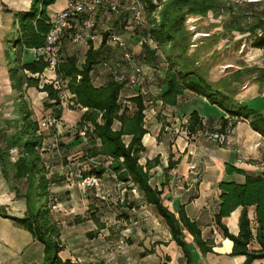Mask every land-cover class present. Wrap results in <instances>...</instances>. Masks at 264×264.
Listing matches in <instances>:
<instances>
[{
  "label": "trees",
  "instance_id": "trees-1",
  "mask_svg": "<svg viewBox=\"0 0 264 264\" xmlns=\"http://www.w3.org/2000/svg\"><path fill=\"white\" fill-rule=\"evenodd\" d=\"M29 1L27 9H3L12 15L14 23L17 24L18 35L13 40L15 62L7 67V72L19 117L14 122L13 131L7 132L0 128L1 173L7 181L11 179L24 184V192L16 183L10 189L14 191L16 198L25 200L26 209L23 216L9 215L6 212L7 206L0 204V216L10 219L16 226L28 231L33 240L42 244L41 264H73L70 259L63 260L60 256L64 249L60 240L61 225L52 214L53 199L50 190L51 185L58 179L49 175L41 150L44 133L23 96L26 88L35 87L40 92H46V104L51 102L48 107H61V89L54 88L52 83L39 86V76L48 67L46 54L36 52L31 61L20 62L18 59L24 50L39 51L45 47L46 35L51 27L47 9L55 0ZM131 1L138 3L139 0H120L124 4ZM141 2L146 5L148 24L133 33L128 45L132 50L138 47V56L147 65L155 67L159 62L165 63L161 88L155 100L162 105L175 106L187 92L202 96L209 104L216 105L228 114V118L222 117L219 120L221 132L233 127L238 120L248 119L251 128L264 138V116L234 98L238 84L243 82L241 77L245 74L256 73V82L261 85L264 83V66L239 67L211 81L212 73L209 72L208 62L210 59L211 63L215 62L213 59L232 41L235 32L247 34L251 38V46L261 49L264 54V9L261 8V2L257 0L242 7L230 0ZM101 12L99 10L96 17ZM209 12L218 19L215 23L218 28L209 40L191 51L192 33L187 28L186 19L188 16L206 17ZM100 34V42L96 47L93 37L95 34L91 32V38L85 43L87 48L83 62L78 61L76 54L62 56L64 42L71 41L66 37L59 47L54 68L56 79L71 94L73 106L85 109L76 124L78 130L86 127L83 156H105L111 161L109 170L115 175L116 181L131 182L137 186L142 192L144 203L153 208L168 228L170 239L181 249L185 264H194L193 248L205 255L213 252L214 241L203 238L201 227L196 220L188 217L183 206L175 213L163 204L161 191L149 183L148 170L158 162V158L147 160L145 165L139 163L141 152L145 150L142 139L147 133L144 125L146 106L143 94L129 97L128 101L134 104V108L130 109L120 102L119 96L124 89L121 84L112 80L111 75H107L103 84H94L91 74L97 70L96 65L105 59L103 47L108 41L106 32ZM148 41L153 44L152 47ZM208 49H211L209 53L206 52ZM207 54L208 60L206 57L200 62L199 58L202 59ZM55 116H61L60 110ZM115 121L119 122L118 129L113 128ZM184 128L189 136L203 131L202 118L197 111L190 113ZM126 137L129 138L127 141ZM11 149H16L17 152L14 161L9 160ZM8 165L11 167V176ZM225 171L228 174H241L243 180L219 182L220 193L213 221L223 237L232 241L229 255L244 256L242 264H252L255 260L264 259V170L258 174L246 173L226 163ZM103 172V168L99 170L94 167L91 174L99 178ZM251 206L254 208L253 220L248 215V208ZM238 207H241L238 232L233 234L222 220ZM91 218L98 224L95 230L88 233L93 236L104 228V224L99 223L95 216ZM80 221L81 217L75 216V222ZM188 237H191L190 242L187 241ZM254 242L257 247H250Z\"/></svg>",
  "mask_w": 264,
  "mask_h": 264
},
{
  "label": "crops",
  "instance_id": "crops-1",
  "mask_svg": "<svg viewBox=\"0 0 264 264\" xmlns=\"http://www.w3.org/2000/svg\"><path fill=\"white\" fill-rule=\"evenodd\" d=\"M0 3L4 5L0 4V27H2V9H27L30 1L0 0ZM66 4L67 0H55V3L47 9L48 15L52 17L55 12L63 9ZM102 14L101 12L100 16ZM91 32L95 34L93 36L95 38L94 44L97 47L100 42L101 31L99 33L97 31ZM91 32L89 31V34ZM254 49L260 51L262 57L264 56L261 49ZM30 50L38 53V51L33 49ZM245 64L247 67L250 66L249 63ZM144 66H147L149 70L150 68L152 69V67H149L145 63ZM237 69L239 67L234 68V70ZM46 71L50 77L56 78L53 71L49 69H46ZM45 72L44 74H46ZM149 72H153V70ZM155 74L159 80L156 98L158 96L157 92L161 88L163 68L157 70ZM106 80V74L98 69L94 72L95 85L99 86ZM7 81L10 83L9 79ZM242 83L238 84V88L234 94V98L239 102L247 104L259 96L264 97V83L261 85L256 82L255 76L253 79L247 80V82L244 80ZM0 84H3V79L1 78ZM6 88L7 85L3 84L4 91H0V101L4 103V106L0 107L1 116H9L11 114L8 111L9 105L12 106L13 103L16 105V100L13 101L11 91H7ZM31 88L25 89L29 90L27 93L31 98L35 96L36 99H42L46 96L45 92H40L38 89L36 90L37 93H35L36 91L30 92ZM131 90L133 91V89H129L125 90V92H130ZM157 102L160 101L155 100V103ZM67 111L71 114L68 113L70 120H74L79 116L78 121L84 110L68 109ZM193 111H197L202 118L204 129L189 136L184 128V124ZM151 112L154 115L152 114L149 117L150 124L149 127H146L147 133L142 139L145 150L141 152L139 163L145 165L147 160L158 158V162L151 165L148 170L149 183L161 191L163 204L175 213L183 206L188 217L196 220L201 227L203 238L214 241L213 252H208L205 255L200 254L197 249L193 248L194 264H242L244 256L229 255L232 241L223 237L221 231L213 221L220 193L218 184L221 181L241 182L243 180V175L241 174L226 173V163L234 165L246 173L258 174L262 172L264 170V138L251 128L248 119L238 120L233 127L221 132L219 120L222 117L228 118V114L216 105L209 104L204 97L193 95L190 92L186 93L184 102L178 103L175 106H161L160 111L157 110V113L154 109ZM3 118L8 125L10 123L14 125L15 120L11 122L8 121L9 118ZM63 118L65 117L63 116ZM1 123L2 121H0V128H2ZM113 124L115 126V128L113 127L114 129L119 128V122L115 121ZM64 126L70 130V126L63 125L57 130L53 129L56 130V133H52L50 136L49 133L48 135L45 133L43 144V150L51 152L50 165H48L47 160L45 161V165L49 169V175L58 179V181L51 185L50 190L53 199L52 209L55 213L59 214V216L54 215V217L60 223L61 228L67 231L68 227L69 229H76L81 227L82 224L92 226L96 224L97 228L98 224L91 218L92 216H95L99 223L105 224L107 218L104 217V211H112L115 208L111 200L116 199L114 198V194H117V200L121 202L122 207L124 206L123 208L127 209V212L133 217V225H139L143 231L141 237L134 236L137 245L135 247L138 248V251H131V253L135 256L138 255L139 260H141L140 256H143V264H185L181 249L170 239L169 230L161 218L153 211L150 205L144 203L142 192L137 186L131 182L116 181L115 175L109 170L111 161L108 158L102 155L96 156L97 158H104V165L101 167L104 169V172L99 177L100 182L98 186L82 189L77 185V178L71 176L69 170L80 169L84 174H91L94 167L90 158H79L80 154L81 156L83 155L86 144L81 146L80 150H76L73 153L75 150L69 146V138L66 140L65 137L59 136ZM77 131L78 127L76 126ZM209 132H220L224 136L223 141L219 142L207 139L206 134ZM79 139L82 141V144L86 141L83 137H79ZM47 144L50 146L46 147ZM14 150L17 153L16 149ZM67 153H70V155H67ZM57 155H60L62 159L59 160L56 157ZM9 157L12 159L10 151ZM14 159H16L15 156ZM238 159H241V161H237ZM192 165L194 166L193 168H191ZM6 183L5 181L2 184L0 183V203L8 205V210L23 213L26 209L25 200L23 198H16L15 193H13L14 191ZM116 190L119 192L116 193ZM103 198H105L106 203L109 202L112 205L105 206L103 204L101 207V205L94 204V207L90 209L91 203L100 201ZM85 210L90 211L87 215H82L81 221L76 223L75 216L80 217L79 214ZM240 211L241 207H238L222 220L229 232L233 234H237L238 232ZM248 215L253 220L254 208L252 206L248 208ZM62 236L63 234L60 235V240L63 244H66ZM187 241L190 242L191 237H188ZM61 253L66 256L69 253L67 250L63 249L60 252V256L63 260L69 259L68 257L64 258ZM153 258L156 261H153ZM137 264L142 263L138 261ZM252 264H264V259L255 260Z\"/></svg>",
  "mask_w": 264,
  "mask_h": 264
},
{
  "label": "rangeland",
  "instance_id": "rangeland-1",
  "mask_svg": "<svg viewBox=\"0 0 264 264\" xmlns=\"http://www.w3.org/2000/svg\"><path fill=\"white\" fill-rule=\"evenodd\" d=\"M120 6V14L117 17H114L112 14H110L106 9L102 10V16L98 17L99 20V27L97 28V33L99 31L103 32L101 27L104 28L105 26H112L115 28L116 31L121 33L123 36H125L128 39V44L133 33L136 31H140L141 28L145 27L148 24V12L146 9V5H143L141 0L138 1L141 9H142V18L135 22L130 19L129 13L126 12V4L121 3L120 0H116ZM234 4L240 5L241 7L246 3H253L254 1L249 2L248 0H230ZM257 1V0H255ZM261 2V8L264 9V0H258ZM3 12L2 17V24L3 26L0 27V77L3 79V84L6 86L7 91H11V95L13 97V101H15L14 92L10 88V83H8V72L7 67L9 65H13L15 62V51L13 49V40L17 37V24L14 23V19L11 14L6 13L3 9L1 10ZM126 13V14H124ZM225 15V19H226ZM218 19L215 17V15L211 12L208 13L206 17L201 16H188L186 19V25L188 30L192 33V45H191V51L197 48L201 43H204L205 40H209L213 33L217 30L218 26H216ZM234 37L232 38V41L223 48L219 55L213 59L215 60L214 63H211L212 59L208 60L209 57L208 54L205 55L202 59L199 58L200 62L205 60L207 57V60L209 62V72L212 73L210 75L211 81L217 80L219 77L224 76L226 73H229L230 71L234 70V68L237 67H247L245 63H249V67L252 66H264V56L262 57V54L257 49H254L251 46V38L247 36L245 33H238L235 32ZM150 43L151 47L153 44ZM64 52L62 53L64 55L66 54H76L78 61L83 62L85 58V51H86V45L85 42H76L73 43L71 41H65L64 42ZM134 51V59L132 64H136L138 66H141L142 69V76L139 79V83L136 88L131 90L130 92H125L124 89L120 93V102L123 105H127L130 109L134 108V104L130 101H128L130 95L134 96V94L141 93L144 96L145 100V106L146 109L144 111L145 119H144V125L145 127H149L150 124V118L153 114L151 112L153 109L156 111H160L161 106L165 107L166 105H162L161 102L155 103V95L157 91V86L159 83V80L156 76V71L161 70L163 66L165 65L164 62H159L158 65L150 68V70L147 68V66H144V63L142 62L140 56H138V47H135L133 49ZM211 51V49L206 50ZM19 52V50H17ZM121 49L114 46L110 41H107L105 46L103 47V53L105 55V59H103L101 62H99L96 66L97 69L100 70L102 73L106 75H110V71H116V72H127L129 70V67L125 65V63L121 60ZM263 53V52H262ZM38 54H43V51H38ZM160 54V53H159ZM61 57V56H60ZM35 58L34 51L27 50L22 51L21 54L18 56V59L20 62L24 61H31ZM161 59H163L160 56ZM107 62L110 66V69H104L103 63ZM143 63V65H141ZM159 68V69H157ZM153 72H149L152 71ZM45 72V71H44ZM54 72V71H53ZM46 74L42 73L39 76V86H42L44 83H52L54 88L61 89L59 92L60 98L62 100L61 107L59 106H53L48 107L47 105L51 102H47L46 96L42 99H36L35 96L32 98L28 95L29 90H24L23 96L25 97L24 100L26 102V105L32 109L33 114L37 120L41 123L42 117L46 114H53L57 115V111L60 110V115L65 117V122L63 125L70 126V130L67 129L66 126L62 128V131L60 132V137H65L66 140L69 138V146L71 149L73 148V153L76 152V150H80V147L83 146L81 143L82 141L79 139L78 133L76 132V124L78 117L74 120H70L69 114L70 112L67 111L68 109L76 110L77 107L73 106V102L70 100L72 97L71 94L66 90L64 87H62V84L59 80L56 78L53 79V76H49L48 72H45ZM44 74V75H43ZM55 74V72H54ZM53 75V74H52ZM56 75V74H55ZM256 76V73L252 75L245 74L241 79L245 82L247 80H251ZM56 77V76H55ZM91 77L94 81V72L91 74ZM5 81V82H4ZM3 84H0V91H4ZM243 85V83H242ZM241 85V86H242ZM35 87H32L30 89L31 91H36ZM37 93V91L35 92ZM46 93V92H45ZM158 93V92H157ZM129 95V96H128ZM185 97L179 102H184ZM249 107L258 110L261 112V114L264 116V97L259 96L257 99L249 101L247 103ZM4 103H1L0 101V107H3ZM11 109H10V108ZM8 107V111L11 112V116H4L6 118H9L8 121L13 122L19 117L18 113V107L17 105H13ZM84 110V109H82ZM13 112V113H12ZM69 113V114H68ZM71 115V114H70ZM154 115V114H153ZM0 115V121H2V128H7V132L13 131V124L5 123L4 118ZM2 117V118H1ZM39 123V124H40ZM12 124V126H11ZM182 126V124H181ZM113 127L115 128L114 124ZM40 129L43 131V133H56V130L53 129H46L45 126L41 124ZM46 135V136H47ZM76 136L78 138H76ZM86 140V138H84ZM125 140H128V137L125 138ZM50 145H46L48 147ZM42 157L44 161H48V165H50L51 161V152L43 150L42 146ZM71 153V154H73ZM67 155H70V153H67ZM10 156H15L16 153L11 154ZM58 159L60 158V155H57ZM84 158V156L80 154L79 158ZM66 159V158H65ZM100 161H104L103 157L98 158ZM9 160L11 161V157H9ZM66 161H68L66 159ZM8 172L10 176L11 173V167L7 166ZM98 169H102L101 167H98ZM11 178V177H10ZM7 182L11 186L14 183H16L17 186L24 192V184L20 181H7L4 177H2V173H0V183ZM6 183V184H7ZM99 185V184H98ZM97 185V186H98ZM119 192L116 190V193ZM14 193V192H13ZM117 194H114V198L111 201H113V205H115V208L112 209V211H104V217L107 218L104 224V228L99 230L98 233L94 234V236H90L88 233L92 230L96 229V224L94 226L88 225V224H82L81 227L76 229H67V231L61 228V234H63L62 239L66 244L64 245V249L67 250L69 253L65 256L63 253L61 255L66 258L68 257L73 264H137L138 261L140 263H144L143 256H140L141 260H139V256H135L131 253V251H138V248L135 247L136 240L134 236H142L143 231L140 229L139 225H133L132 223V216L127 212V209H124L122 207L121 202L117 200L116 197ZM51 197V196H50ZM101 201V202H100ZM100 201H96L94 203H91L89 207L92 209L94 207V204L105 206H111L112 204H109V202H105V198L101 199ZM105 202V203H102ZM115 202V203H114ZM51 203V200H50ZM101 203V204H100ZM1 204V203H0ZM8 207V205L4 204ZM73 205V204H72ZM85 205V203H84ZM126 206V205H125ZM6 207V212L9 215H16V216H23V213L20 212H13L12 210H8ZM121 207V208H120ZM90 210H85L81 212L79 215L80 217L82 215H87ZM151 211V210H150ZM60 213V212H59ZM52 214L59 216L58 213H55L52 209ZM135 227V228H134ZM61 239V237H60ZM63 243V242H62ZM250 247H257L256 243H252ZM42 256H43V246L41 243H39L36 240H33L31 234L16 226L13 221H11L8 218H3L0 216V264H41L42 262ZM154 259V258H153ZM153 261H156L154 259ZM157 263V262H155Z\"/></svg>",
  "mask_w": 264,
  "mask_h": 264
},
{
  "label": "built area",
  "instance_id": "built-area-1",
  "mask_svg": "<svg viewBox=\"0 0 264 264\" xmlns=\"http://www.w3.org/2000/svg\"><path fill=\"white\" fill-rule=\"evenodd\" d=\"M120 6L116 0H67L66 6L50 17L51 27L46 35L45 47L40 49V51H43L47 55V69L54 71L58 60L59 47L66 37H69L73 43L83 41L86 43L91 38L89 31H97L99 27L96 13L101 9H106L114 17H117L120 14ZM126 8L131 20L137 22L142 18V9L139 3L131 1L126 4ZM101 29L107 33V40L121 49V60L129 67L127 72L110 71L109 74L112 80L121 84L123 89L136 88L142 76V69L141 66L132 64L134 51L129 48L127 38L116 31L111 25L104 28L101 27ZM103 67L105 70L110 69L107 62L103 63ZM64 122L65 119L62 116L57 117L49 113L42 117L40 127L42 124L46 129L57 130L63 126ZM77 133L79 136L86 138V127L79 129ZM206 138L222 142L224 136L219 132H209L206 134ZM10 152L13 154L15 150L11 149ZM12 160H15L13 156ZM90 160L93 167L97 168L104 165V162L100 161L97 157L90 158ZM237 161L240 162L241 159ZM193 167L192 165L191 168ZM69 174L77 178V185L82 189L96 187L100 182V179L95 174H84L80 169H70Z\"/></svg>",
  "mask_w": 264,
  "mask_h": 264
}]
</instances>
